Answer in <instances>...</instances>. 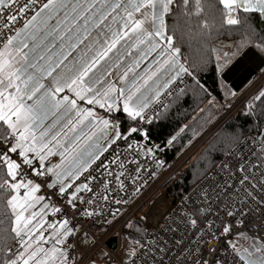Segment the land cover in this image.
Returning <instances> with one entry per match:
<instances>
[{"label":"snow or ice","instance_id":"6c2138e0","mask_svg":"<svg viewBox=\"0 0 264 264\" xmlns=\"http://www.w3.org/2000/svg\"><path fill=\"white\" fill-rule=\"evenodd\" d=\"M217 2L221 29L235 26L240 40L216 58L214 93L201 79L211 57L189 62L166 23L181 12L211 34L215 18H201V0H0V197L12 217L0 264H264V82L239 109L254 135L220 124L239 99L224 84L227 57L245 48L264 56V28L252 18L264 25V0ZM164 92L177 106L190 95L204 123L153 144L143 124L158 116L146 110ZM181 133H191L181 147L203 142L194 195L151 232L125 221L113 260L96 232L107 236L104 225L123 219L117 206L132 200L128 188L139 192L144 173L158 175L161 153ZM50 157L59 160L47 164ZM41 178L59 185L67 208L41 203ZM50 207L71 212V221L46 222ZM78 221L99 226L92 232Z\"/></svg>","mask_w":264,"mask_h":264},{"label":"trees","instance_id":"16d2710c","mask_svg":"<svg viewBox=\"0 0 264 264\" xmlns=\"http://www.w3.org/2000/svg\"><path fill=\"white\" fill-rule=\"evenodd\" d=\"M204 11L201 14V18H208L210 21L215 18L216 27L212 30L211 34L207 32L201 33L198 29L196 16H185L181 12H177L175 15L169 14L166 17V23L168 24L169 34H174V42L177 46L181 47L183 56L187 57L189 62L198 61L202 57H211V64L207 74H201L202 81L215 93L220 87L219 77L215 72V63L217 56L224 57L229 49H232L234 42L240 40V30H233L235 26L223 25L221 29V16L220 8L217 0H201ZM175 11V9H173ZM241 15H252L241 12ZM253 21L258 27L264 28V25H260L255 16L252 17ZM215 49V51H212ZM248 48L242 49L236 56H228L226 60V71ZM234 51V49H232ZM264 58V56H262ZM225 86L229 87L224 82ZM230 88V87H229ZM170 107L163 109L158 116L153 118L151 124L145 125V129L148 131L152 139L161 143L166 140L170 135L175 134L178 129L184 124L196 125L203 124V120L194 119L198 118L200 113L196 109L195 105L189 95L188 100L180 104L174 105L172 102ZM120 118L123 119V115L120 114ZM231 127L241 125L244 127V135H254L255 132L250 129L252 125L245 122V117L239 115V113L228 123ZM181 133L180 138L176 142L174 148L165 149L164 157L170 162L179 157L187 148L181 147V145H188V137ZM200 170V163L197 156L193 159L189 166L179 171L178 175L167 185V193L173 199V204L176 205L183 196H186L194 187L197 182L196 176ZM11 210L7 209L6 204L2 197H0V243L3 242V236L6 230L10 232L11 228ZM143 216L137 215L131 220V222L146 225L142 220ZM125 231V229H124ZM241 243V242H240ZM109 247L116 249L117 237H113L109 242Z\"/></svg>","mask_w":264,"mask_h":264},{"label":"built area","instance_id":"2783aa9c","mask_svg":"<svg viewBox=\"0 0 264 264\" xmlns=\"http://www.w3.org/2000/svg\"><path fill=\"white\" fill-rule=\"evenodd\" d=\"M261 71L259 70L256 75L244 86V88L239 92L242 95V100H244L249 94L250 91L255 90V87L258 86L262 81ZM172 102V98L167 95L165 92L158 101H154L152 105L146 110L148 115H152L154 111L160 113L163 108L161 107L162 104H170ZM240 102L232 109V111L227 115L224 116L220 120V124H223L225 121L228 123L230 122L231 116L241 107ZM155 117V116H154ZM153 117V118H154ZM148 123L143 124V128L145 129V125ZM219 127V125H217ZM211 135V133H209ZM139 139V137H137ZM151 142L153 144H159L160 142L152 139ZM203 146V142L200 143H193V145L188 146V148L176 159L168 162L164 157V151L161 153V157L166 161V164L163 169H157L158 175L148 177L147 173H144V179L138 181V185L140 187L139 192L133 193L132 187L128 188V192L133 194L132 200L129 201L127 204H122L117 207H121L125 210L123 214V219H121L118 223H116L115 227L112 228L110 225H104V227H109L111 230L107 236H104L101 232H96L97 226H91L89 223L84 221H78L77 227H82L83 229H88L91 227L92 232H96L97 236L103 240V248L105 251L111 253L113 260L119 261L118 250L120 247V233L124 231V223L125 221H131L134 216L141 215L143 217H147L145 224L148 227L149 232L153 231L158 224H163L165 222V218H168L170 213L175 211L177 214L180 212V205L182 199L176 204H173V199L167 193V185L178 175L179 171L183 168L190 165L193 159L197 156L199 149ZM115 147V145H113ZM123 142H121V150L124 148ZM111 152V148L108 149L107 152L103 153L101 159L105 156H108ZM59 160L58 157H50L46 163L53 164ZM99 163L96 161L91 168H94L95 165ZM154 167V166H150ZM87 173H85L86 175ZM32 179H36L32 177ZM46 178H41L39 180L40 183V191L36 193L37 196H45L48 199L43 201L45 203H49L51 205L60 206L62 208H67L65 201L59 196L58 194V187L59 185L56 184L55 187H50L46 184ZM47 179H50L47 178ZM193 190V189H192ZM190 191L187 195H194L193 191ZM23 194V190H21V195ZM121 196H125L124 193H120ZM186 195V196H187ZM127 198V197H125ZM49 213L46 214L45 221L50 223H57L59 220L62 219H70L72 217V213L68 212L67 215L64 213H52L51 207L49 208ZM119 215V214H118ZM47 229V227H46ZM113 237H117L118 243V250L111 249L109 247V242ZM241 240H243L241 238ZM239 241V243L241 242ZM102 264L101 260L97 257Z\"/></svg>","mask_w":264,"mask_h":264},{"label":"water","instance_id":"95a60500","mask_svg":"<svg viewBox=\"0 0 264 264\" xmlns=\"http://www.w3.org/2000/svg\"><path fill=\"white\" fill-rule=\"evenodd\" d=\"M264 58L254 49H247L234 63L225 71L224 82L230 88L234 86L239 93L244 86L256 75L260 68L264 67L261 61Z\"/></svg>","mask_w":264,"mask_h":264},{"label":"rangeland","instance_id":"374dc122","mask_svg":"<svg viewBox=\"0 0 264 264\" xmlns=\"http://www.w3.org/2000/svg\"><path fill=\"white\" fill-rule=\"evenodd\" d=\"M264 68V67H263ZM261 77H262V81L261 82H264V73L261 75ZM242 94L241 93H237V97L239 98V99H237V101H236V105L237 104H239L240 102H242L243 100H242V96H241ZM235 105V106H236ZM240 109V108H239ZM239 109L231 116V118H230V121L239 113ZM41 203H45V202H41ZM31 211V210H30ZM50 211L48 210V212H47V214L49 213ZM28 213H26V215H27ZM46 218V216L44 217V219ZM47 230H49L48 228H47ZM45 231H46V227H45ZM125 243H126V241H125ZM241 244H246V242L244 241V240H241ZM120 249H121V239H120V247H119V252H118V256H119V258H120ZM97 264H100V261L99 260H97Z\"/></svg>","mask_w":264,"mask_h":264},{"label":"crops","instance_id":"0c3cea01","mask_svg":"<svg viewBox=\"0 0 264 264\" xmlns=\"http://www.w3.org/2000/svg\"><path fill=\"white\" fill-rule=\"evenodd\" d=\"M164 93H165V92H164ZM164 93H162L161 96H162ZM161 96H160V97H161ZM151 105H152V104H151ZM151 105H150V106H151ZM150 106H149V107H150ZM97 111L100 112V111H102V110L97 109ZM48 232H49V230L46 229V231H45V236H47ZM111 249H112V248H111ZM114 250H118V243H117V247H116V249H114ZM96 259H97V258H96ZM97 260H98V259H97Z\"/></svg>","mask_w":264,"mask_h":264}]
</instances>
